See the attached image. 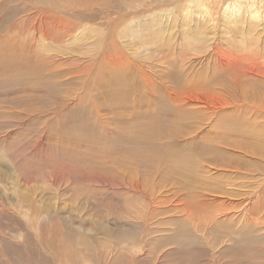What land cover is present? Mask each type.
<instances>
[{"label": "rangeland", "instance_id": "374dc122", "mask_svg": "<svg viewBox=\"0 0 264 264\" xmlns=\"http://www.w3.org/2000/svg\"><path fill=\"white\" fill-rule=\"evenodd\" d=\"M254 1L0 0V202L39 264H264Z\"/></svg>", "mask_w": 264, "mask_h": 264}, {"label": "bare ground", "instance_id": "6f19581e", "mask_svg": "<svg viewBox=\"0 0 264 264\" xmlns=\"http://www.w3.org/2000/svg\"><path fill=\"white\" fill-rule=\"evenodd\" d=\"M199 1V0H197ZM246 1V0H245ZM256 1V0H255ZM254 1V2H255ZM258 1V0H257ZM221 0H217V3H220ZM253 2V3H254ZM249 3V2H247ZM246 3V4H247ZM258 3V2H257ZM262 4V2H260ZM223 4V3H222ZM197 5V8H201L203 12V15H200V18H209L211 19L212 17V9H211V6L209 4H205V3H202V2H199ZM220 6V4L218 5ZM256 6V5H255ZM259 6V5H258ZM256 6V7H258ZM264 6V5H263ZM262 6V7H263ZM191 7V5H189L184 14H188V13H195L196 11L194 10H190L189 8ZM246 6H244V9ZM248 7V6H247ZM228 9H224L223 10V15L228 19V20H233L232 17H234L236 20H235V23H237L239 21V18H238V15L237 13L235 12H231L232 10H229V6H227ZM264 8V7H263ZM231 9V8H230ZM234 10V8H233ZM236 10V9H235ZM246 11V10H245ZM253 11V10H252ZM259 12H261L259 10ZM242 13V12H241ZM192 14V15H193ZM254 14V13H253ZM251 15L252 17H255L254 15ZM171 15H172V11H170L168 13V17L169 19L171 18ZM243 15V14H242ZM256 15H257V12H256ZM260 16V15H259ZM185 18H188V17H185ZM260 18V17H258ZM168 19V18H167ZM257 19V17H256ZM254 20H252V23H253ZM250 22V21H249ZM250 23V25L252 24ZM249 24V23H248ZM255 24V22H254ZM262 24V23H261ZM253 25V24H252ZM253 26H256L253 25ZM260 28V27H259ZM142 34L141 33H138L137 36L140 37ZM144 143V142H143ZM166 150V149H165ZM163 153V152H162ZM221 155V153H220ZM160 156V155H159ZM157 157V156H156ZM133 181V180H132ZM127 182V181H126ZM124 182V183H126ZM119 183V181H118ZM121 185V184H120ZM135 188V187H134ZM131 190V189H130ZM126 191V189H125ZM129 192V191H128ZM118 197V196H117ZM112 198V197H111ZM151 199V198H150ZM117 201V200H116ZM102 202V201H101ZM112 202V201H111ZM151 202V201H150ZM157 203V201H155ZM159 203V202H158ZM111 204V203H110ZM150 205H154V204H151ZM156 206V205H155ZM6 204L0 202V253L2 255H5V254H16L14 255L13 254V257L11 258V260L9 259V262L10 264H39L38 263V215H35V216H31L30 219H29V222L33 224V228L22 234L21 232L18 231V227L14 226V223H19V224H22L25 222L22 220V217L19 216V217H10L8 212L6 211ZM33 213V212H32ZM6 221V222H5ZM181 225V224H180ZM23 228L21 229H24V226H21ZM182 228V227H181ZM82 233V232H81ZM61 235V234H60ZM63 235V234H62ZM93 235V234H92ZM43 237V236H42ZM118 237V236H117ZM71 238V237H70ZM84 238V237H83ZM87 238V237H86ZM121 238V237H120ZM88 239V238H87ZM119 240V237L117 238ZM89 240V239H88ZM87 240V241H88ZM177 241V240H176ZM70 243V242H69ZM84 242H82V245H83ZM87 244V242H85ZM252 243V242H251ZM66 244V243H65ZM68 245V244H67ZM70 245V244H69ZM101 247V245H100ZM104 246H102L103 248ZM93 248V247H92ZM97 248V247H96ZM114 248V247H113ZM89 249V248H88ZM94 249V248H93ZM49 250V249H48ZM72 250V249H71ZM85 250V249H84ZM87 250V249H86ZM105 250V249H104ZM111 250V249H110ZM133 250V249H132ZM241 250L242 249H239L237 252L239 253V255L241 254ZM68 251V250H67ZM103 251V250H102ZM118 251V250H117ZM130 251V250H129ZM100 252V251H98ZM97 252V253H98ZM126 252V251H124ZM132 252V251H130ZM80 253V252H79ZM91 253V252H90ZM102 253V252H101ZM105 253V252H103ZM107 253V252H106ZM119 253V252H118ZM143 253V252H142ZM114 254V253H113ZM126 254V253H125ZM134 254V253H133ZM140 254V253H139ZM47 255V254H46ZM45 255V256H46ZM72 255V254H71ZM70 255V256H71ZM101 255V254H100ZM120 255V254H119ZM11 256V255H10ZM105 256V255H104ZM2 257V256H0ZM47 257V256H46ZM93 257V256H92ZM108 257V255H107ZM121 255L120 256H116L113 261V264H118L119 262H121ZM124 257V255H123ZM102 258V256H101ZM111 258V257H110ZM110 258H107V259H110ZM112 259V258H111ZM137 259V258H136ZM41 260V263L40 264H50V262L45 259V258H40ZM59 260V259H58ZM92 261V258L90 259ZM67 261V260H66ZM88 261V260H87ZM101 261V260H99ZM104 261V260H103ZM136 261V260H135ZM59 262V261H58ZM109 262V260H108ZM111 262V263H112ZM68 263V262H67ZM100 263V262H99ZM64 264V263H63Z\"/></svg>", "mask_w": 264, "mask_h": 264}]
</instances>
